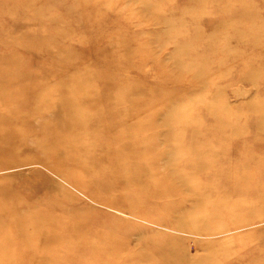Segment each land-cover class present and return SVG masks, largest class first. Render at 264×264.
<instances>
[{
  "label": "rangeland",
  "instance_id": "374dc122",
  "mask_svg": "<svg viewBox=\"0 0 264 264\" xmlns=\"http://www.w3.org/2000/svg\"><path fill=\"white\" fill-rule=\"evenodd\" d=\"M13 175L55 264H264V0H0Z\"/></svg>",
  "mask_w": 264,
  "mask_h": 264
},
{
  "label": "bare ground",
  "instance_id": "6f19581e",
  "mask_svg": "<svg viewBox=\"0 0 264 264\" xmlns=\"http://www.w3.org/2000/svg\"><path fill=\"white\" fill-rule=\"evenodd\" d=\"M66 103L69 104V99ZM68 122L72 127L85 123L74 116ZM16 135L15 141H23L21 137L25 134L16 132ZM10 154L7 158L10 162L25 161L14 150ZM27 193L30 191L19 176L13 175L0 184V264H55L54 223L46 218L30 219L21 212Z\"/></svg>",
  "mask_w": 264,
  "mask_h": 264
}]
</instances>
